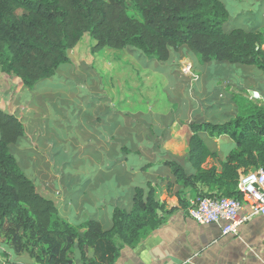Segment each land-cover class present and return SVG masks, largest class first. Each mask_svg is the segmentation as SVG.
<instances>
[{
    "label": "trees",
    "instance_id": "obj_1",
    "mask_svg": "<svg viewBox=\"0 0 264 264\" xmlns=\"http://www.w3.org/2000/svg\"><path fill=\"white\" fill-rule=\"evenodd\" d=\"M228 18L221 0H0V72L18 79L23 89L42 88L38 83L53 76L60 64H71L69 52L85 33L95 42L93 53L106 47L128 48L164 62L190 57L225 63L230 68L223 73L238 77L231 66L264 71V29L227 28ZM226 104H232V110L223 122H188L187 152L177 156L164 148L171 138L172 116L121 111L105 94L89 102L94 109L92 123L87 124L90 133H84L85 144L74 154L77 160L88 156L94 162L86 177L77 178L83 181L78 193L90 198L89 188L107 193L129 188L124 206L113 200L108 227L96 218L70 224L59 216L53 201L36 191L24 170L38 161L35 154L44 160V151L32 146L17 113L0 109V235L22 239L19 249L37 260L47 253L45 264H65L63 252L72 246L83 263L114 264L123 247L136 246L162 225V211L174 210H166L165 201L156 198L155 186L165 184L167 196L177 197L181 207L187 204L186 189L196 198L240 199L239 173L264 168V104L236 94ZM202 134L227 135L233 144L221 157L205 144ZM17 149L28 155L26 160H16ZM47 154L51 161L39 160L33 171L51 169L54 159ZM208 160L217 165L205 166ZM74 179L67 184L77 185ZM97 199L107 206L103 198Z\"/></svg>",
    "mask_w": 264,
    "mask_h": 264
},
{
    "label": "rangeland",
    "instance_id": "obj_2",
    "mask_svg": "<svg viewBox=\"0 0 264 264\" xmlns=\"http://www.w3.org/2000/svg\"><path fill=\"white\" fill-rule=\"evenodd\" d=\"M221 1L229 12L225 27L264 29V0ZM130 13L138 16L133 10ZM94 43L91 36L85 33L69 52L71 64H60L53 76L38 83L42 88L23 89L18 79L0 72V109L17 112L26 133L30 137L33 135L38 144V150L53 156L51 172L55 171L54 168H62L65 174L90 170L92 164L77 160L79 157L75 156L74 149H81V144H85L84 133H90L87 124L92 123L94 109H90L89 102H95L98 94L111 96L114 106L124 111L140 109L156 114L172 109L170 116L177 121L184 120V123L188 121L186 118L225 121L226 114L232 110V104L226 103L235 94L247 98L249 92L256 90L261 98L252 101L264 104V71L255 66H231L239 74L238 77L234 73H223L230 68L225 63H202L195 58H185L175 68L174 60L159 61L141 55L139 51L131 52L128 48L104 47L93 53L91 47ZM82 63L91 68L83 67ZM46 124L56 130L43 128ZM60 124L63 126L60 127ZM186 126L172 131L173 138L166 143V148L176 155H183L186 151L189 134ZM53 131L56 135L52 134ZM201 137L211 150H218L220 154L233 144L228 136L211 138L202 134ZM29 141L31 143V138ZM47 142L54 146L45 148ZM13 153L18 162L28 156L18 149ZM35 155L38 161H33L31 167L24 170L29 178L33 168L41 162L39 155ZM81 180L75 178L73 181L77 185H71L82 187ZM86 209L95 214L93 218H99L104 226H108L111 207L98 211V214L90 206Z\"/></svg>",
    "mask_w": 264,
    "mask_h": 264
},
{
    "label": "crops",
    "instance_id": "obj_3",
    "mask_svg": "<svg viewBox=\"0 0 264 264\" xmlns=\"http://www.w3.org/2000/svg\"><path fill=\"white\" fill-rule=\"evenodd\" d=\"M185 58L191 59L190 57H184L183 59ZM178 62H174L175 68L178 66ZM253 92L258 94L257 98H261L258 91L254 90L250 93ZM107 97L110 99V103L113 107L116 108L112 103V97ZM10 103L12 104L11 100ZM118 110L124 111L123 109ZM170 111L155 114L152 112H143L139 109L135 112L130 110L128 112L170 115ZM186 119L188 120L187 123L181 120L182 124H180V121L175 119L170 125V140L173 138L172 131L182 128L185 124L188 128L189 120L193 121L192 118ZM189 135L190 130L187 141ZM29 138H31L32 146L38 145L35 143L33 135L32 137L29 136ZM187 141L184 154L187 152ZM166 143H168V141ZM166 143L164 148L170 151L166 148ZM224 154L220 156L223 157ZM43 156L44 160H41L42 162L51 161L47 157L48 154L46 152L43 153ZM80 161H87L92 165L94 162L93 158L88 156L82 157ZM211 165L217 164L211 160L206 161L205 166ZM50 170L51 169H39L37 172H32L33 178H31L34 180L35 189L40 195L53 201L59 216L67 220L70 224L79 225L87 219L94 217L95 214H92L91 210L86 209V206L92 207L98 214V211L111 207L113 200L116 199L117 202L120 203V206H124L125 201L129 197V188L114 190L111 193L89 188L88 192L90 193V198H81L80 194H77L81 187L68 185L67 181L70 178L86 177L87 172H76V175L75 172L65 174L62 168H54L55 171L52 172ZM184 192L187 204L185 207H181L177 197L167 196L165 184L155 186L156 198L165 201L166 210L170 208H174V210L171 212L162 211L160 213V215L164 217L162 225L152 230L150 234L142 239L136 246L123 247L114 264H264V215L258 214L251 216L245 224L239 227V232L236 236L232 234L224 235L221 232V223L198 224L188 217L186 210L193 200L196 199V193L188 189ZM102 193L104 194L103 197L98 196ZM118 194H122V196ZM97 198H103L107 206H104ZM243 212H249L247 206L241 211V213ZM96 219L102 222L99 218ZM108 221L109 226L110 220L108 219ZM19 232L22 233L21 230ZM25 234L27 238L29 232L26 231ZM21 240L22 239L13 238V236L10 235H0V264L46 263L49 257L47 253H42V259L37 260L33 256H30L28 252L20 250L19 246ZM25 240L26 239L23 237V243ZM41 246L43 245L41 244ZM62 246L63 243H60L59 249ZM38 248L40 249L41 247ZM57 252L58 255L56 254L54 257L55 261L60 255L59 250ZM86 253L90 256L92 253L91 249H88ZM62 258L68 262L82 263L76 246H72L64 251ZM57 264L59 263L57 262Z\"/></svg>",
    "mask_w": 264,
    "mask_h": 264
},
{
    "label": "built area",
    "instance_id": "obj_4",
    "mask_svg": "<svg viewBox=\"0 0 264 264\" xmlns=\"http://www.w3.org/2000/svg\"><path fill=\"white\" fill-rule=\"evenodd\" d=\"M250 94L249 100L256 99V92ZM237 189L240 199L233 197H201L196 198L187 208L188 217L198 224L221 223L222 234L237 235L239 227L251 216L264 215V168L254 171L240 172ZM248 207L249 212L241 211ZM65 264H78L67 262ZM80 264H88L82 262Z\"/></svg>",
    "mask_w": 264,
    "mask_h": 264
}]
</instances>
